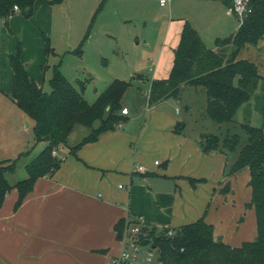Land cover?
Returning <instances> with one entry per match:
<instances>
[{
  "label": "crops",
  "instance_id": "obj_1",
  "mask_svg": "<svg viewBox=\"0 0 264 264\" xmlns=\"http://www.w3.org/2000/svg\"><path fill=\"white\" fill-rule=\"evenodd\" d=\"M104 1L96 21L91 20V27L95 23L87 40L95 34V28L109 23ZM201 1L205 21L215 28L211 31L213 44L205 43L216 48V40L235 33L241 23L232 19L234 13L226 4L224 8L218 1ZM64 2L35 0L31 17L19 11L7 19L0 17V160L17 159L16 169L7 173L8 178L16 175L20 158L25 156L24 162L28 163L46 144L35 141L32 150H22L15 157L12 143L3 139L10 126L8 119L3 118L7 115H11L15 133H19L24 121L26 127L33 126V121L11 98L14 70L9 55L17 49L16 39L21 38V59L24 64L28 61L25 64L28 74L44 85L42 67L49 65L46 41L51 45L55 26L61 29L75 26L67 8L62 7ZM113 12L111 18L119 19V8ZM188 19L198 30L187 13L169 16L164 41L149 67L152 79L169 76ZM72 44L69 42L68 47ZM238 58L256 63L264 76V35L256 44H246ZM150 87L151 81L146 98L138 95L130 101L131 106L122 99L123 107L129 109L126 120L101 133L97 140L83 144L76 155L69 151L68 146L74 145L70 139L68 146L59 147L57 155L63 157L60 168L51 176L39 177L19 207H15L18 188L6 193L0 207V264H108L111 256L122 248L116 223L139 215L146 224L160 229H175L204 216L213 224L215 237L233 246L256 237L249 169L226 176V164L235 157L220 149H205L200 138L204 133L190 135L176 131L186 120L177 105L179 96L149 105ZM190 108L187 104L186 110ZM238 112L244 117L243 107ZM142 118L139 127L137 121ZM4 122L7 123L3 125ZM139 165L143 168L139 169ZM19 179L10 182L14 184Z\"/></svg>",
  "mask_w": 264,
  "mask_h": 264
},
{
  "label": "trees",
  "instance_id": "obj_2",
  "mask_svg": "<svg viewBox=\"0 0 264 264\" xmlns=\"http://www.w3.org/2000/svg\"><path fill=\"white\" fill-rule=\"evenodd\" d=\"M50 1L56 3L61 0ZM222 1L228 7L234 2ZM34 4L35 0H0V17L7 19L15 14V5L19 6L21 14L31 17ZM250 4L252 12L235 33L218 38L216 48L209 47L198 30L186 20L170 74L167 78L151 80L148 103L155 105L166 98L178 97L181 86L188 84L205 89L206 114L218 123L235 122L239 109L245 106L241 127L247 133V141L242 146H239V134L224 138L211 133L202 136L209 149L237 152L234 160L226 164V176L246 167L249 169L257 235L233 246L215 237L213 224L208 223L204 216L175 228L173 235H167L168 228L147 224L143 227L147 233L145 241L153 240L160 249L164 264H264V76L259 73L256 63L238 58L246 44H256L264 35V0H250ZM90 29L91 25L79 46L73 50L75 53L83 52ZM45 51L47 55L55 53L48 40ZM22 52L23 47L18 40L16 51L9 55L14 70L11 98L33 121L36 142L46 144L26 164L28 176L14 184L9 181L7 173L16 169L17 159L0 160V207L6 193L14 187L19 191L15 203V207H19L39 177L51 176L60 168L63 157L54 151L68 146L77 125L89 127L90 132L78 143L68 146L74 155L83 144L97 140L101 133L113 130L125 121L122 99L131 85L128 80L116 78L95 101L89 102L84 96V81L77 88L60 69L59 62L52 67L51 89L45 90L43 84L39 85L30 78L21 59ZM47 67L49 65L42 69ZM252 99L255 109L263 115V123L259 126L250 120L252 114L248 106ZM176 131L180 132V128L176 127ZM129 222L130 218H122L116 223L118 238Z\"/></svg>",
  "mask_w": 264,
  "mask_h": 264
},
{
  "label": "rangeland",
  "instance_id": "obj_3",
  "mask_svg": "<svg viewBox=\"0 0 264 264\" xmlns=\"http://www.w3.org/2000/svg\"><path fill=\"white\" fill-rule=\"evenodd\" d=\"M102 1L65 0V4L62 7L67 8L69 17L72 18L75 26H66L63 29L60 26H55V31L50 39L51 47L55 53L47 55L49 67L41 72L43 76L45 75V90L51 89L49 78L52 75L53 62L60 60V69L77 88H80L81 81H84V96L89 102L95 101L98 95L114 79L119 78L130 81L131 85L123 100L131 106L130 101L138 95L146 98L147 87L152 80V73L149 67L151 66L152 58H155L159 46L164 41L167 21L170 15L177 17L187 13L193 19L194 24L198 26V30L205 42L207 44H213L214 42V33H211V31L215 28H212L210 23L205 21L203 8L200 5L201 0H175L174 4L172 1L169 3L170 6H161L158 1L155 2L154 0H105L103 6L106 8L105 13H108L109 23L95 28V34L87 40L92 32L94 21H96L98 13L102 9ZM212 1H218L217 3L226 8L222 0ZM171 4L174 7H171ZM117 8H119L120 20L117 19L118 17L111 18L114 15L113 10H117ZM121 10L122 13H120ZM231 17L237 23L240 22L234 14ZM92 18L95 19L83 45L82 54L66 52L67 48L74 49L79 46V43L87 33ZM188 20L191 22L190 19ZM80 22L83 23H81V27L79 25ZM221 36V38L226 37V35ZM1 40L0 32V53ZM17 40L21 41V38H17ZM69 42H73L72 47H68ZM206 99L207 96L203 87L188 84L181 86L177 105L181 110V114L186 115L185 122L187 125L185 126V122L183 121L180 132L189 133L190 135H197L198 133L218 134L221 138L239 134V146H242L247 141V133L241 127V122L244 121L241 112H238L236 120L233 123H218L207 116L205 111ZM251 103L248 106L252 114L250 120L252 124L259 126L263 123V115L255 109L253 99ZM187 104L191 105L189 110H186ZM3 118L8 119V123L10 122V126L7 128L3 139L6 143H12V149L15 150L13 156L17 157L18 153L22 150H32L36 141L33 126L26 127V121H24V124H22V127L18 131L19 133H15L11 115ZM3 118L1 122H3ZM143 121V118L139 119L137 125L141 127ZM7 122H4L3 125ZM88 132H90L89 127L85 125L76 126L74 134L70 138L71 144L81 141L82 136ZM200 138L205 143L204 137L201 136ZM207 146L205 143L204 148ZM37 154L38 152L35 155ZM230 154L231 157H236L237 152H230ZM25 160V156L20 158L17 163L16 175L14 177L9 176V181L13 178L23 179L28 176ZM18 175L21 177H17Z\"/></svg>",
  "mask_w": 264,
  "mask_h": 264
},
{
  "label": "built area",
  "instance_id": "obj_4",
  "mask_svg": "<svg viewBox=\"0 0 264 264\" xmlns=\"http://www.w3.org/2000/svg\"><path fill=\"white\" fill-rule=\"evenodd\" d=\"M161 6H167L170 0H157ZM19 6L15 5L14 10L19 11ZM229 11L237 15L240 23L244 18L252 12L250 0H234L233 5L229 7ZM128 107L122 108V113L127 114ZM54 153H57L54 151ZM155 163H159L158 160ZM139 169L143 166L139 165ZM123 185L120 184V187ZM131 222L127 223L120 237L122 243L121 250L111 256L108 264H164L161 259L160 249L153 243V240L145 241L147 233L143 227L147 224L143 216L139 215L130 218ZM175 230L168 228L167 235H173Z\"/></svg>",
  "mask_w": 264,
  "mask_h": 264
},
{
  "label": "water",
  "instance_id": "obj_5",
  "mask_svg": "<svg viewBox=\"0 0 264 264\" xmlns=\"http://www.w3.org/2000/svg\"><path fill=\"white\" fill-rule=\"evenodd\" d=\"M205 149H208V146Z\"/></svg>",
  "mask_w": 264,
  "mask_h": 264
}]
</instances>
